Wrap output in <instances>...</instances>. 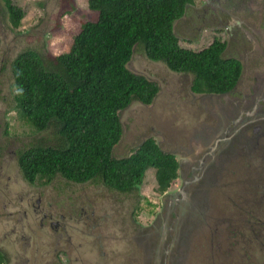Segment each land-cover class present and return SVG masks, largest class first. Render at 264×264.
<instances>
[{"label":"rangeland","instance_id":"374dc122","mask_svg":"<svg viewBox=\"0 0 264 264\" xmlns=\"http://www.w3.org/2000/svg\"><path fill=\"white\" fill-rule=\"evenodd\" d=\"M13 1L25 12L17 27L10 24L0 0V245L11 253L10 264L26 256L30 264L57 262L52 250L37 259L41 255L33 239H48L44 232L31 236L28 229L19 236L8 229L15 227L14 218L7 215L11 201L27 194L41 197L42 206L50 203L48 213L53 210L54 219L69 229L71 249L60 250L61 244L57 264L69 258V264H264V135L254 131L264 122L255 105H236L245 102L253 87L255 96L263 90L264 0L233 1L243 10L234 13L232 28L246 22L250 33L229 36L228 17L216 27L209 17L210 0L206 4L195 0L174 21L181 46L199 50L219 38L226 43L223 55L241 60V77L230 93L194 92L190 72L170 70L163 62L148 59L141 45L135 46L128 66L160 88L151 104L135 100L120 111L123 132L114 155L129 154L151 136L174 153L180 167L167 190H156L150 168L131 193L109 189L101 181L72 182L59 174L34 187L23 178L18 152L39 140L48 143L50 129L36 131L19 118L13 107L11 60L26 47L47 55L68 50L81 23L96 13L87 0ZM251 108L250 115L241 111ZM221 136L227 138L211 150ZM192 170L197 178L187 185L190 197L174 205L173 194ZM49 231L50 238L56 236L57 231ZM29 236L32 246L21 258L20 247L28 245Z\"/></svg>","mask_w":264,"mask_h":264},{"label":"trees","instance_id":"16d2710c","mask_svg":"<svg viewBox=\"0 0 264 264\" xmlns=\"http://www.w3.org/2000/svg\"><path fill=\"white\" fill-rule=\"evenodd\" d=\"M2 1L10 24L19 26L24 10ZM194 1L87 0L95 18L81 23L68 50L47 55L26 47L16 53L10 63L13 107L36 131L50 129L48 143L39 140L18 152L25 180L43 184L59 174L131 193L154 168L156 190H167L179 162L154 137L127 155H114V148L123 132L120 111L135 100L151 104L160 88L128 66L135 46L170 70L190 72L194 92L227 93L236 85L242 62L223 55L225 41L214 38L199 50L179 44L174 21Z\"/></svg>","mask_w":264,"mask_h":264},{"label":"flooded vegetation","instance_id":"af4514ba","mask_svg":"<svg viewBox=\"0 0 264 264\" xmlns=\"http://www.w3.org/2000/svg\"><path fill=\"white\" fill-rule=\"evenodd\" d=\"M209 0H203V4H206ZM234 0H210V7H211V11H210V16L211 19L215 20V25L216 27H218L217 25H222L225 22L226 17H228V21H226L225 23H227L226 29H228V35L232 36V32L236 33V31H242V33H246V24H245V28L246 30L242 27V24L238 25L236 28H232V24H234V20H235V14L236 12H240L242 13V8L238 7H234L233 5H235V3L233 2ZM244 6L245 5H241ZM229 8H231L232 10H230ZM263 9V6H262ZM203 27H206L205 22L203 23ZM248 33V32H247ZM231 57V56H230ZM235 57V56H233ZM237 58V57H236ZM239 59V58H238ZM242 69H243V64H242ZM242 73V72H241ZM241 77V75H240ZM239 77V79H240ZM238 79V81H239ZM237 81V83H238ZM236 83V85H237ZM236 85L233 87V89H231L228 93L234 91ZM256 86V85H255ZM254 88L253 87V92H250L248 95L245 94L244 96V100L245 102L243 103H239L237 102L236 105H243V107L245 105H255L254 107L260 109V115H259V119L262 120L264 122V109L262 110L260 108V106L258 105H264V86H263V90L262 91H258L257 96H255L254 94ZM242 107V108H243ZM242 112H245L247 115H250L252 113V108L251 109H242ZM250 121H248L247 123H249ZM254 131H257L258 135L263 136L264 135V125L261 124H257L254 126ZM227 137L221 136L215 139V144L211 146V150H214L216 148V144H218V142L220 140H224ZM202 160H200L201 162ZM180 167V165H179ZM197 178V176L195 175V170H192L191 172V176L189 177H185L183 179V186L181 189L178 190V192L173 194V204H177L178 201H182V200H187V198H189V192L187 190V185L192 183L193 181H195ZM38 183L34 182V183H30L28 182L29 186H36ZM3 187H7V186H3ZM2 188V187H1ZM5 189V188H2ZM10 192V191H9ZM3 194V193H2ZM28 197H24L21 196L19 199H14L13 201H11L10 206L12 207L10 209V211L7 213L8 216L13 217L15 220V227H9L8 229L12 228L13 233L18 234L19 236L24 235L25 230L31 229L30 234L31 236H33V234H38L40 235L42 232H44L46 234V236L48 237V239H42L40 242L38 241V239H33L34 241V249L35 251H37L38 253H40L41 256H37V259H42V257L49 253L50 250L53 251V253H55V256L53 257V259H55L57 262L59 260L58 258V251H59V247L61 246V244H63L60 248V250L62 251H69L71 249L72 246V237L69 234V229L66 225V223L64 222L63 224H60L59 219L55 218L54 219V214H53V210L50 211L48 213L49 210H47L46 208L48 207V205H41V197H36L35 199H32V195L27 194ZM6 201L3 202V209H6ZM14 208V209H13ZM17 208V209H15ZM59 217H64L63 214H60ZM17 223V224H16ZM34 223V224H33ZM62 228V231L58 233L59 228ZM49 229H54V231L56 233L55 237H49L47 235V231H49ZM7 230V229H5ZM17 232V233H16ZM51 233L52 236H54L52 234V231H49ZM12 234V233H11ZM31 236H29V242L27 243L28 245H23L22 247H20V251H23V255H21V252H19V255H21V258L25 255L26 250L31 247L32 245H29L31 242ZM7 237H9L8 234L5 235L4 240L7 239ZM99 239L102 240V235H98ZM3 239V238H2ZM65 241L64 243H62V241ZM49 244V245H48ZM100 245H102V242L99 243ZM66 245V246H65ZM53 247V248H52ZM0 252L2 253L3 259L0 262V264H10L11 263V253L8 252V250H6L3 246L0 245ZM104 253V252H103ZM26 256V255H25ZM52 259V260H53ZM68 260V259H67ZM70 258L68 260V262L64 263L63 261L60 262V264H69ZM40 262V261H38ZM51 261H43L41 264H52ZM57 262L53 263V264H57ZM37 263V262H36ZM16 264H30V258L28 256L25 257V259L22 261H18ZM107 264V263H105Z\"/></svg>","mask_w":264,"mask_h":264},{"label":"clouds","instance_id":"9594fccd","mask_svg":"<svg viewBox=\"0 0 264 264\" xmlns=\"http://www.w3.org/2000/svg\"><path fill=\"white\" fill-rule=\"evenodd\" d=\"M194 2H195V1H194ZM194 2H193V3H194ZM193 3H188L187 6H188V5H191V4H193ZM186 8H187V7H186ZM185 11H186V9H185ZM184 14H185V12H184ZM184 14H183V15H184ZM181 18H182V17H181ZM181 18H179L178 20H180ZM178 20H177V21H178ZM245 24H246V28H247V30H246V28H245ZM242 27L246 30V33H247V32H248V33L251 32V30H250V28H249V26H248V24H247L246 22H243V23H242ZM212 41H213V40H212ZM212 41H211V42H212ZM143 51H144V50H143ZM146 57H147V56H146ZM148 59H149V58H148ZM150 60H151V59H150ZM153 61H154V60H153Z\"/></svg>","mask_w":264,"mask_h":264}]
</instances>
